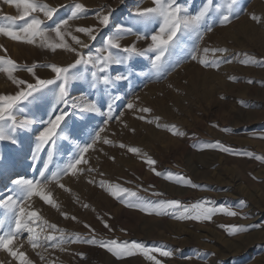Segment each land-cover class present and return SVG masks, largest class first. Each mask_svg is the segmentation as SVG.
Wrapping results in <instances>:
<instances>
[{
    "label": "rangeland",
    "instance_id": "rangeland-1",
    "mask_svg": "<svg viewBox=\"0 0 264 264\" xmlns=\"http://www.w3.org/2000/svg\"><path fill=\"white\" fill-rule=\"evenodd\" d=\"M0 264H264V0H0Z\"/></svg>",
    "mask_w": 264,
    "mask_h": 264
},
{
    "label": "bare ground",
    "instance_id": "bare-ground-1",
    "mask_svg": "<svg viewBox=\"0 0 264 264\" xmlns=\"http://www.w3.org/2000/svg\"><path fill=\"white\" fill-rule=\"evenodd\" d=\"M21 180L20 178H17L16 181Z\"/></svg>",
    "mask_w": 264,
    "mask_h": 264
}]
</instances>
